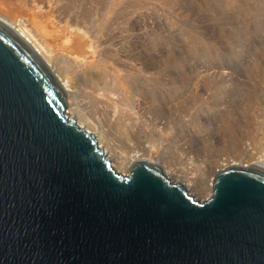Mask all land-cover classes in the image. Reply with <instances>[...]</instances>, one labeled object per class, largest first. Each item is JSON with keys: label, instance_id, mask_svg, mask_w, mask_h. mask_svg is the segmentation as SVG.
<instances>
[{"label": "rangeland", "instance_id": "rangeland-1", "mask_svg": "<svg viewBox=\"0 0 264 264\" xmlns=\"http://www.w3.org/2000/svg\"><path fill=\"white\" fill-rule=\"evenodd\" d=\"M0 5L20 11L7 21L23 22L34 36L65 82L67 114L95 136L117 173L127 175L137 161L155 163L204 202L217 171L264 164V0ZM69 34L84 43L83 64L96 76L110 71L95 102L78 95L82 65L68 49L79 41Z\"/></svg>", "mask_w": 264, "mask_h": 264}, {"label": "water", "instance_id": "water-1", "mask_svg": "<svg viewBox=\"0 0 264 264\" xmlns=\"http://www.w3.org/2000/svg\"><path fill=\"white\" fill-rule=\"evenodd\" d=\"M62 85L0 21V264H264V168L195 201L155 163L117 173Z\"/></svg>", "mask_w": 264, "mask_h": 264}, {"label": "bare ground", "instance_id": "bare-ground-1", "mask_svg": "<svg viewBox=\"0 0 264 264\" xmlns=\"http://www.w3.org/2000/svg\"><path fill=\"white\" fill-rule=\"evenodd\" d=\"M101 8V7H100ZM0 21L5 24L8 28H10L17 36H19L21 38V40L35 53V55L38 57V59L41 61V63L47 68V70L56 78V80L59 82L58 78L53 74L50 66L48 63H46L45 57L43 52L40 50L38 43H36V39L34 38V36L30 33L29 30L26 29L25 24L23 22H17L16 26L12 25L9 21L5 20L4 18L0 17ZM77 34V33H75ZM73 34V35H75ZM70 36L72 34H69ZM72 35V36H73ZM78 35V34H77ZM66 36V35H65ZM65 36H62L63 39L65 38ZM76 36V35H75ZM82 36V35H81ZM68 37V35H67ZM83 37V36H82ZM77 36L74 38V40H76ZM79 38V35H78ZM77 38V40H78ZM62 39V38H61ZM69 39V38H68ZM72 39V38H71ZM80 39V38H79ZM73 40V39H72ZM76 40V42H77ZM64 41V40H63ZM69 40H66L65 42H67ZM79 41V45L74 44V48L73 46L68 49L70 51V55H72V59L75 60V64L76 62L78 64H80V66L82 65V69H80L79 72V79H75V81L78 83V95L80 97L84 98L85 100H89L90 102H95L100 98V91H99V87L101 85V82H103L104 80V76L109 74V70L107 68H104L101 71V74L96 76L94 71H93V66H90V64H83V60H85V50H83V45L84 43H80L81 41ZM75 42V43H76ZM68 43V42H67ZM70 43V42H69ZM74 43V42H73ZM72 44V43H71ZM83 44V45H82ZM68 45V44H66ZM104 52V51H103ZM108 57V56H107ZM91 63V62H90ZM102 68V67H101ZM109 68V67H108ZM71 71V70H68ZM79 71V70H78ZM64 74V73H63ZM112 74V73H111ZM66 75V74H64ZM69 75V74H68ZM69 77V76H68ZM76 77V76H75ZM73 78V77H72ZM68 78H66L67 80ZM71 79V78H70ZM63 81V80H61ZM109 81V80H108ZM71 82V81H70ZM60 83V82H59ZM65 83V82H64ZM63 84L62 87H63ZM108 83V82H107ZM105 83V84H107ZM104 84V83H103ZM125 84V83H122ZM121 84V85H122ZM108 85V84H107ZM125 86V85H124ZM76 87V86H75ZM122 87V86H121ZM124 89V87H123ZM125 90V89H124ZM123 90V91H124ZM106 91V90H105ZM106 94V93H105ZM102 95V93H101ZM104 95V94H103ZM102 95V96H103ZM104 99V98H103ZM102 99V100H103ZM105 99H107V97L105 96ZM88 102V101H87ZM89 102V103H90ZM106 103V100L103 102ZM107 104V103H106ZM94 105V104H93ZM93 107V106H92ZM70 114V112H69ZM69 116V115H68ZM70 118V116H69ZM77 124V123H76ZM150 163V162H149ZM256 167H260V168H264V164H257Z\"/></svg>", "mask_w": 264, "mask_h": 264}, {"label": "crops", "instance_id": "crops-1", "mask_svg": "<svg viewBox=\"0 0 264 264\" xmlns=\"http://www.w3.org/2000/svg\"><path fill=\"white\" fill-rule=\"evenodd\" d=\"M18 7H21V4L22 3H19L18 2ZM16 12L18 13V12H20L18 9H16V11H13V10H10V12H8V10L5 8V6L4 5H0V14L1 15H3L4 17H2V18H4V19H6V18H8V19H13V16L16 14ZM7 20V19H6ZM9 21V20H8Z\"/></svg>", "mask_w": 264, "mask_h": 264}]
</instances>
